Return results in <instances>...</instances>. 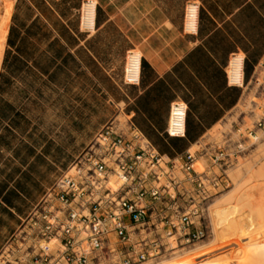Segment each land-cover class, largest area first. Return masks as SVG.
<instances>
[{
	"label": "crops",
	"instance_id": "0c3cea01",
	"mask_svg": "<svg viewBox=\"0 0 264 264\" xmlns=\"http://www.w3.org/2000/svg\"><path fill=\"white\" fill-rule=\"evenodd\" d=\"M26 1L34 9L33 20H40L41 32L50 34L43 41H38L40 35L31 39L38 49L35 59L47 53L48 75L57 78L50 84L61 92H90L86 83L72 89L79 78L100 93L111 91L104 79L119 88L127 86L122 81L126 54L141 51V83L127 86L122 102L130 126L168 157V151L174 158L184 154L221 124L264 63V0H96L97 13L94 8L89 27L93 30L96 16L95 29L90 32L76 17L84 0ZM189 3L199 7L192 32L184 24ZM51 44L54 50L46 52ZM236 54L244 60V84L233 86L226 68ZM176 101L188 106L190 139L185 137L187 146L180 152L166 134Z\"/></svg>",
	"mask_w": 264,
	"mask_h": 264
},
{
	"label": "built area",
	"instance_id": "2783aa9c",
	"mask_svg": "<svg viewBox=\"0 0 264 264\" xmlns=\"http://www.w3.org/2000/svg\"><path fill=\"white\" fill-rule=\"evenodd\" d=\"M84 6H94L97 13L98 3L84 0L79 11L82 29L90 32L96 16L92 30L83 23ZM198 15V5L189 3L187 31L196 28ZM232 63L242 65L244 84V60L237 54L226 68L228 81L238 86L230 79ZM142 67L141 51H128L124 84L139 86ZM187 118V104L173 102L167 136L185 138ZM121 126L120 121L104 125L84 163L47 189L23 220L16 249L8 247L4 264H145L207 237L203 221L208 204L231 185L232 155L218 147L200 171L191 149L170 158L128 120L127 131ZM111 176H117L115 184Z\"/></svg>",
	"mask_w": 264,
	"mask_h": 264
},
{
	"label": "rangeland",
	"instance_id": "374dc122",
	"mask_svg": "<svg viewBox=\"0 0 264 264\" xmlns=\"http://www.w3.org/2000/svg\"><path fill=\"white\" fill-rule=\"evenodd\" d=\"M17 2L0 0V73L3 72ZM81 5L76 12L79 21ZM23 76L27 78V72ZM45 80L37 78L30 88L26 80L12 78V84L4 86L2 97L5 100L17 102L19 109L27 105V121H22L16 138H9L10 146L2 148L0 170H5V173H0V181L13 166L23 171L33 166L26 182L29 195L22 194L16 200L23 213L19 214L15 209H0V264H4L3 256L7 257L8 247L11 244L16 247L18 232L26 224L23 220L47 189L59 177L73 171L71 169L81 161L84 163V159L93 152L92 147L101 128L120 121L121 127L127 131V105L122 102L127 86L119 88L104 79V84L111 89L106 94L92 90L93 85L86 78H79L74 81L72 89L86 83L90 92H61L59 86ZM29 96L33 103L28 102ZM194 145L191 152L196 155L195 167L200 171L210 164L211 155L218 147L232 155L233 165L228 171L231 185L208 204L203 221L208 235L204 240L180 247L175 254L171 252L145 264H173L189 253L207 247L215 249L218 254L208 264H264V63L246 83L239 105ZM16 151L19 157H16ZM30 152L33 156H28ZM27 157L28 164L23 165L21 160ZM217 227L222 238L215 235ZM236 247L244 251L242 261L225 253Z\"/></svg>",
	"mask_w": 264,
	"mask_h": 264
},
{
	"label": "trees",
	"instance_id": "16d2710c",
	"mask_svg": "<svg viewBox=\"0 0 264 264\" xmlns=\"http://www.w3.org/2000/svg\"><path fill=\"white\" fill-rule=\"evenodd\" d=\"M37 6L39 7V3L36 4V7ZM22 11L25 12L23 13ZM34 14V9L26 0H18L7 40L8 50L6 51L3 62V72L0 73V158H2V148L10 146L9 138H16V133L21 131L20 126L22 121H27L25 113L27 105L19 109L17 102L5 100L2 97L5 93L4 86L12 84V78L23 82L26 80V84L30 88L34 86V82L37 78H44L47 83H55L57 81L55 76L48 75L51 62L48 59L47 53L35 59V54L38 49L33 45L31 39L40 35L38 41H43L48 39L50 34L41 32L42 28L38 25L40 20L39 18L33 20ZM29 21H32V23L28 26ZM54 47V44L49 45L46 52L54 50ZM59 54L60 53L57 52V55ZM34 68H36L37 71H35ZM26 72L27 78L23 76ZM27 100L29 103L34 102L33 98L30 96ZM24 132L26 134V131ZM186 137L190 139L189 134L188 136L186 135ZM170 144L178 152L182 151V149L187 146L185 138H177L176 140L170 138ZM154 145L158 147L156 143H154ZM158 149L162 151L160 148ZM165 153L168 154L170 158H174L171 152L168 151ZM15 154L16 157H19L17 151ZM28 156H33V153L30 152ZM21 162L23 165H27L28 157L27 159L21 160ZM32 166L33 165H30L27 171L13 166L10 172L5 175L4 180L0 181V209L6 211L15 209L19 214L23 213L21 208L17 205L16 200L20 199L22 194L29 195L26 182L28 180V172L32 169ZM0 173H5V170H0Z\"/></svg>",
	"mask_w": 264,
	"mask_h": 264
},
{
	"label": "bare ground",
	"instance_id": "6f19581e",
	"mask_svg": "<svg viewBox=\"0 0 264 264\" xmlns=\"http://www.w3.org/2000/svg\"><path fill=\"white\" fill-rule=\"evenodd\" d=\"M93 16H94V6L92 7H88V6H84L83 8V11H82V20L83 22H85V25L87 27H91L92 26V23H93ZM241 68H242V65L240 63L238 64H234L232 63L231 66H230V70H229V74H230V79H231V82L233 84H236V85H242L243 84V75H242V71H241ZM118 180L117 176H111L110 178V181H111V184H115V182ZM218 226V225H217ZM219 227V226H218ZM216 228L215 229V232H216V236H222L219 232V228ZM219 229V230H218ZM218 238V237H217ZM222 238V237H221ZM219 239V238H218ZM221 240V239H220ZM235 240V239H234ZM237 240V239H236ZM235 240V241H236ZM234 244V243H233ZM239 245V244H238ZM239 247V246H238ZM235 250H228V252H225L226 254L227 253H230L231 255H233L236 259L242 261L241 259L243 258V255H244V251L241 250L240 248H234ZM183 250V249H181ZM225 250V249H224ZM180 251V250H179ZM222 251H223V248H222ZM226 251V250H225ZM178 251H174L173 254L177 253ZM215 249H212V248H203L201 250H196L195 252H191L189 253L186 257H184L183 259L173 263V264H189L191 262H198V263H204V264H208L210 263L212 260V258L216 257L218 254L215 253ZM218 252L220 253V250H218ZM250 253V252H249ZM220 257V256H219ZM218 257V258H219ZM224 258V257H223ZM234 258V259H235ZM222 259V258H221ZM249 259V258H248ZM237 260V261H238ZM245 260V258H244ZM222 261V260H221ZM220 261V262H221ZM250 261V260H248ZM247 261V263H248ZM213 262V261H212ZM215 262V261H214ZM212 264V263H211ZM218 264V263H217ZM224 264V262H223ZM227 264V262H226Z\"/></svg>",
	"mask_w": 264,
	"mask_h": 264
}]
</instances>
